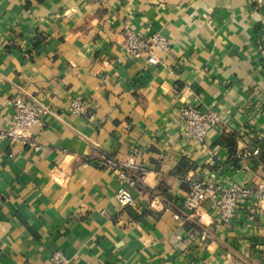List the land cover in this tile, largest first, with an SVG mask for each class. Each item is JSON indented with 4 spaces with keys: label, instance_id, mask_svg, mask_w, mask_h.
Returning <instances> with one entry per match:
<instances>
[{
    "label": "crops",
    "instance_id": "obj_1",
    "mask_svg": "<svg viewBox=\"0 0 264 264\" xmlns=\"http://www.w3.org/2000/svg\"><path fill=\"white\" fill-rule=\"evenodd\" d=\"M125 24L169 40L158 65L126 57ZM260 44L264 0H0V127L16 97L45 107L38 149L0 140V264H52L57 250L68 264H264V211L183 207L212 172L263 180L243 154L248 133L264 135ZM73 98L86 113H70ZM185 102L221 112L204 145L183 136ZM107 162L137 179L132 205H117Z\"/></svg>",
    "mask_w": 264,
    "mask_h": 264
},
{
    "label": "built area",
    "instance_id": "obj_2",
    "mask_svg": "<svg viewBox=\"0 0 264 264\" xmlns=\"http://www.w3.org/2000/svg\"><path fill=\"white\" fill-rule=\"evenodd\" d=\"M123 32V48L128 58L141 57L149 65H158L169 51V40L160 33L136 34L128 24L124 25ZM258 51L264 57L263 44L258 46ZM11 103L13 111L0 127V140H8L31 149H38L37 138L31 133V129L41 125V116L45 107L25 100L23 96L14 98ZM69 111L73 115L80 116L86 113L87 105L84 101L73 98L69 103ZM178 116L183 126V136L200 145H204L210 128L219 127L222 124L220 111L201 110L187 102L179 106ZM255 136L262 137L263 134L248 133L243 140V154L257 155V149L251 147L249 143L250 139ZM210 154V162H212L213 154ZM106 166L114 171L119 179V187L114 194L117 205L120 208L132 205L135 197L131 190L137 185V179L132 176L126 164L107 162ZM214 174L215 172H212L206 179L190 181L183 199L184 208L199 216L202 204L209 200L215 214L223 221L233 218L239 211H244L250 219L254 214L264 211V175L263 180L256 183H229L215 177ZM203 234L207 236L206 232ZM50 261L52 264H68V258L58 250L52 253ZM15 264L32 263L24 260Z\"/></svg>",
    "mask_w": 264,
    "mask_h": 264
},
{
    "label": "trees",
    "instance_id": "obj_3",
    "mask_svg": "<svg viewBox=\"0 0 264 264\" xmlns=\"http://www.w3.org/2000/svg\"><path fill=\"white\" fill-rule=\"evenodd\" d=\"M249 143L250 146L257 149V155L252 159L253 162L260 164L264 169V135L262 137H252ZM216 145L226 148L231 157V163L237 165L238 159L234 155L237 142L233 135L225 133L221 134L216 141Z\"/></svg>",
    "mask_w": 264,
    "mask_h": 264
}]
</instances>
